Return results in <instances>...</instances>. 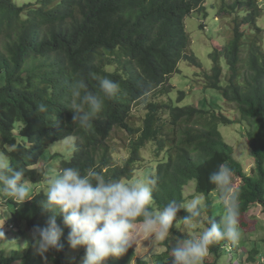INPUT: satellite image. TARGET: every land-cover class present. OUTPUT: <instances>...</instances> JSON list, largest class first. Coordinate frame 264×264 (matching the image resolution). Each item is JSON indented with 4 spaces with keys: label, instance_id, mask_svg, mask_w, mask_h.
Returning a JSON list of instances; mask_svg holds the SVG:
<instances>
[{
    "label": "trees",
    "instance_id": "trees-1",
    "mask_svg": "<svg viewBox=\"0 0 264 264\" xmlns=\"http://www.w3.org/2000/svg\"><path fill=\"white\" fill-rule=\"evenodd\" d=\"M205 2L0 0V153L7 155L12 167L24 170L34 197L22 205L0 198L8 210L9 225L19 235L46 226L50 213L40 201L49 177L64 167H77L82 174L91 169L125 181H132L140 167L147 169L146 177L158 178L155 211L170 200L185 203L184 188L194 181L195 193L206 198L204 214L219 221L215 212L210 216L215 205L211 194L217 189L208 177L226 164L241 179L236 189L239 228L248 227L245 215L252 208L260 206L264 214V29L257 23L263 8L256 0H235L227 6L221 0L218 13L232 18L230 35L209 53L212 66L207 73L191 52L185 29L188 16L206 12ZM181 62L198 69L196 76L203 77L196 91L201 90V106L187 103L183 91L175 100L169 97L176 89L170 80L180 72ZM105 76L117 81L120 91L104 100L102 112L90 127H80L73 122L71 106L78 101L70 86L82 78L87 91L98 93V77ZM208 90L218 92L224 106L208 100ZM142 100L145 115L138 128L131 113ZM41 103L47 112H37ZM227 105L234 107L237 120L227 116ZM233 124L242 125L254 159L248 174L219 132V126ZM116 131L129 135V153L122 164L113 159L109 142ZM59 142L69 144L68 158L48 151ZM148 144L154 146L151 163L155 167L142 164L141 151ZM57 223L62 226V217ZM69 231L65 228L61 237L62 250L47 254L49 264H67ZM229 244L220 241L210 246L208 255L214 260L205 264H217L221 250L237 256L239 247ZM169 250L154 256L156 264H168ZM259 254L255 247L245 261L254 263ZM135 257L133 248L119 259L110 257L107 264H131ZM0 264L45 262L30 240L24 252L14 249L8 255L0 249ZM137 264L148 263L138 260Z\"/></svg>",
    "mask_w": 264,
    "mask_h": 264
},
{
    "label": "clouds",
    "instance_id": "clouds-1",
    "mask_svg": "<svg viewBox=\"0 0 264 264\" xmlns=\"http://www.w3.org/2000/svg\"><path fill=\"white\" fill-rule=\"evenodd\" d=\"M98 80V93L87 91L82 78L70 86L72 97L78 101L71 106L73 122L80 127H90L91 120L102 112L104 100L114 98L120 91L117 81L107 76ZM37 112L45 113L47 107L41 103ZM232 174L230 167L221 164L208 177L224 208L225 214L217 221L204 216L206 205L200 198L189 203L170 200L158 211L153 210V193L159 191L156 177L125 181L91 169L82 174L77 167L61 168L48 179L40 204L50 216L45 227L31 230V246L49 264L47 254L62 250L60 240L67 228L70 248L85 249L82 264H106L110 257L119 259L141 241L152 246V253L144 259L154 264L151 255L156 244L167 240L173 228L185 233L202 229L198 236L173 237L168 264H204L210 246L220 241L235 245L241 237L239 195L233 190ZM0 198L17 205L34 198L24 170L12 167L3 153H0ZM181 211L185 213L183 216L179 215ZM58 217H62V226L57 223ZM0 237L4 238L2 230Z\"/></svg>",
    "mask_w": 264,
    "mask_h": 264
},
{
    "label": "rangeland",
    "instance_id": "rangeland-1",
    "mask_svg": "<svg viewBox=\"0 0 264 264\" xmlns=\"http://www.w3.org/2000/svg\"><path fill=\"white\" fill-rule=\"evenodd\" d=\"M25 1V0H22ZM235 0H225L224 5H231ZM257 3L263 8V14L260 19H258V26L264 29V0H256ZM221 0H206L205 7L206 12H194L190 16L185 19V29L191 39V52L194 56L197 57L202 69L201 71L209 73L211 70V60L209 59V53H211L215 47H220L224 44V40L230 35L229 33V22H231V17L226 19L224 17L225 14L218 13V9L221 6ZM206 13V15H205ZM203 27V29H202ZM180 72L175 74L170 83L176 89L169 95L172 99H176L178 92L183 91L187 94V103H192L193 105H197L201 101V90L196 92L199 87L197 85L201 84V80L203 77L196 76L199 73V70L190 66L187 62H181L179 64ZM209 99L213 100L216 104L221 103L220 94L216 91L208 90ZM193 95L197 97V99H193ZM152 97V96H150ZM167 97H160L159 100H166ZM148 101H152L147 99ZM145 100H142L139 105L134 106L132 109V122L135 127H140L142 124L145 108H144ZM201 106V103L199 104ZM234 107L227 105L225 110L228 117L233 120L238 119V114ZM219 132L221 133L225 142L232 146L234 150L233 157L236 161H238L246 174H248L254 166V159L250 153L247 140L243 138V127L242 125L233 124L230 126H219ZM128 139L129 135L123 131H116L112 134L109 142L113 150V159L117 164H122L128 157ZM69 144L65 142L55 143L50 145L48 151L51 153L61 152L68 158L69 156ZM154 146L152 144H148L142 151L141 156L143 158L144 166H152L153 163V150ZM46 165V164H45ZM155 165V164H154ZM153 165V167H155ZM47 166V165H46ZM46 166H41L39 169H47ZM54 167V166H53ZM54 169V168H53ZM150 169V168H148ZM147 169L139 170L134 174L133 180L137 178H145ZM48 171V170H47ZM140 176V177H139ZM241 184L240 177L232 175V186L233 190L236 191L238 186ZM184 196L187 198L185 203L191 202L195 198H200L204 204L206 205V198L203 195L195 193V182H190L184 188ZM211 200L215 203L213 208V214L210 216L214 217V212L220 217L225 214L222 203L220 204V197L218 192L215 191L211 194ZM4 206V200L0 199V212L2 213L3 220H0V225L3 224L2 230L4 233V238L0 237V249L5 250L6 254H10L14 249H23V252L29 245L31 240V233L26 232V234L19 235L15 229H10L9 221H8V210ZM205 217H209V213L204 214ZM246 223L248 227H245L244 230L240 228L241 237L236 245L239 247L238 255H233L234 258L231 257V252H225L221 250L218 254V263L217 264H264V214L261 213L260 206L252 208L245 215ZM204 226H207L206 221ZM179 227H182L179 226ZM202 229H193L189 230L187 233L178 231L177 228H173L171 230L172 235L165 241L158 242L154 249V254L151 255V261H154L156 264V260L154 256L157 254L164 253L168 251L172 244L174 243L173 237L176 235H189V236H198L199 232ZM148 244L146 241H141L135 246L136 257L131 262V264H137V261H145L149 264V261H146L144 258L148 257L150 253H152V246ZM230 247V244H229ZM257 248L260 251V254L256 258V262L251 263L245 261L246 256L250 250ZM170 253V250H169ZM168 253V255H169ZM85 255V249L79 248L77 250H72L69 248L67 253L66 263L67 264H82V259ZM74 258V259H73ZM169 260V258H168ZM167 260V261H168ZM214 260L212 255L207 254V259L205 261L212 262ZM204 261V264H205ZM108 262V260H107ZM106 262V264H107Z\"/></svg>",
    "mask_w": 264,
    "mask_h": 264
}]
</instances>
